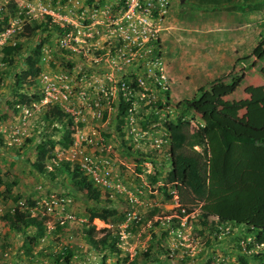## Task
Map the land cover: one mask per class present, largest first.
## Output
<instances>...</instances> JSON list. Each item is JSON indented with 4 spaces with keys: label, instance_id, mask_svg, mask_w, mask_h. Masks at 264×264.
Returning <instances> with one entry per match:
<instances>
[{
    "label": "rangeland",
    "instance_id": "374dc122",
    "mask_svg": "<svg viewBox=\"0 0 264 264\" xmlns=\"http://www.w3.org/2000/svg\"><path fill=\"white\" fill-rule=\"evenodd\" d=\"M148 1L151 6L145 10ZM168 1L160 9L158 0H138L142 9L125 18L128 0H0V20L8 16L0 40L23 43L12 67L3 63L0 47V178L16 183L11 192L18 197L17 202L0 198V216L17 208L44 226L32 245L30 240L38 237L35 229L15 233L0 221V264H64L55 259L67 253L72 254L68 264H261L252 256L264 250L250 253L255 237L248 229L214 216L200 220L201 204L178 202L194 217L188 240L173 253L159 217L178 210L171 194L174 185L167 183L165 123L182 117L194 133L216 119L211 111L192 110V99L202 86L211 94L208 84L227 76L239 59L234 66L235 79L241 76L238 87L223 98L231 120L219 124L229 129L233 119L254 115L264 105V46L260 57L252 56L260 43L263 13L200 11L186 0ZM142 18L146 25L139 23ZM33 21L45 31L20 38L23 22ZM134 28L146 30L147 37L138 39ZM30 56L40 71L22 77L17 88L15 75H23ZM159 75L165 76L164 88L156 83ZM20 94L30 103L15 105ZM121 104L128 105L123 113ZM54 109L62 118L52 122ZM131 128L146 137L134 138ZM158 136L167 141L160 148L153 142ZM48 141L55 143L54 149L45 153L40 161L44 169L38 171L36 147L43 144L48 150ZM85 155L109 162L116 180L129 191L145 190L138 195L136 219L127 220L131 208L126 197L102 192L94 203L73 186L69 174L61 173L64 163L70 171L78 170ZM94 206L116 214L106 223L89 221L88 210ZM92 227L88 237L86 230ZM108 234L106 246L89 242Z\"/></svg>",
    "mask_w": 264,
    "mask_h": 264
},
{
    "label": "trees",
    "instance_id": "16d2710c",
    "mask_svg": "<svg viewBox=\"0 0 264 264\" xmlns=\"http://www.w3.org/2000/svg\"><path fill=\"white\" fill-rule=\"evenodd\" d=\"M191 7L200 11L219 10H239L243 13H263L264 21V0H186ZM8 16L0 20V33L7 25ZM43 24L35 21L23 22L20 38L29 39L38 31H45ZM264 46V25L260 35V43L253 49L252 56L259 55L260 48ZM23 49V43L16 45L6 44L2 47V61L9 67L14 66V56ZM263 54V53H262ZM261 54V55H262ZM259 55V57L261 56ZM248 56L243 60H247ZM239 59L235 65L240 63ZM37 59L28 57L26 59L27 69L23 75H15L17 88L20 87L21 78L26 76H37L39 68H35ZM234 65V66H235ZM234 66L230 73L219 79H215L208 85L212 87V93H206V87L198 89V94L192 99L191 109L199 114H207L211 111L216 119H208L199 126L194 133L189 132L188 121L179 117L175 121L165 123L169 140L170 171L167 174V183L174 185L179 201L182 205L189 203L201 204L202 212L200 220H205L207 216L217 217L222 223H230L243 226L255 237V242L264 243V105L258 107L254 115L233 119L231 128L221 126L219 122L231 120L230 107L223 102V98L233 93L241 79L234 77ZM20 75V76H19ZM234 80V84L226 85V81ZM164 95L167 96L165 92ZM19 100H15V105L30 103L25 100V94H20ZM188 102H185L187 104ZM121 113L128 105L121 104ZM62 118L58 110L51 112L52 122ZM68 140V138H66ZM48 150L43 144L36 147L35 168L43 171L40 161L45 157L47 151L52 152L55 143L48 141ZM195 147L199 148L195 150ZM51 155L48 156V158ZM61 173L70 175L73 186L79 191H86L90 201L97 203L101 196V191L95 188L86 178L82 177L79 170L70 171L69 164L64 163L60 168ZM15 182L6 184L0 178L1 199H13L18 201V197H12V188ZM170 198L169 195H167ZM33 206L34 202H28ZM89 221L99 219L108 221L116 214L110 208H97L96 206L88 210ZM0 221H6L11 231L21 233L28 228L35 229L38 237L30 240L31 244L44 233L42 221L37 217H32L28 211H21L14 208L12 212H6L0 216ZM106 223V222H105ZM205 225L203 222H201ZM106 231V230H102ZM94 228L86 230L88 237L92 235ZM109 234L101 238L98 242H89L98 247L97 244L106 246ZM250 245H248V248ZM148 257V254H145ZM254 259L264 264V252L252 256ZM72 259V254L67 253L64 257L58 255L55 261L60 260L68 264ZM240 262L243 263L242 258Z\"/></svg>",
    "mask_w": 264,
    "mask_h": 264
},
{
    "label": "built area",
    "instance_id": "2783aa9c",
    "mask_svg": "<svg viewBox=\"0 0 264 264\" xmlns=\"http://www.w3.org/2000/svg\"><path fill=\"white\" fill-rule=\"evenodd\" d=\"M168 2V0H158L159 8L162 9V7L164 5H167ZM149 6H151V3L148 1V3L145 4L144 9H148ZM141 9L142 7L139 4L138 0H128V9L124 13V17H134V11ZM139 23L144 25L147 24L145 18L139 19ZM134 32L139 35L138 39L146 38L148 35V32H146V30L141 32L139 30L136 31V28H134ZM136 40L137 39L133 40V42H138ZM5 45V42L0 40V47H3ZM155 79L157 85L162 86V88H164L163 85L166 83L165 76L159 75ZM127 111L130 112L131 109L129 108ZM132 122L133 121L130 122V125L132 124ZM128 133L132 134L134 138H145L147 135V133L144 131L141 132L139 135V133H137L134 128H131ZM164 136H168L167 132L166 134H164ZM153 142L156 148H160L167 141L163 140L162 136H158L157 138L153 139ZM78 170L88 181L93 184L95 188H98L101 192L107 194L110 198L114 197V195H121L126 197V201L128 202L131 208L127 213V220L130 221L136 219L135 207L141 205L140 198L138 197V195H142V192H145V190L136 189V192L129 191L124 186V184L120 182V180H116V177L113 175L112 170L110 168L109 162L101 158H96L88 155L82 156L78 160ZM171 194L173 196L174 201L176 202L175 205L177 206L178 210H176V212H173L172 214L170 213L169 215L163 218L159 217V221L161 227H163L162 232L165 234V238L171 242L169 250L173 253V251L178 249V247H183V242L188 240L185 235L191 230L192 223L189 219H192L191 217H194V214H192L191 211L185 210L184 208H181L178 205V202L180 204V201L176 189H174ZM47 208L50 209L49 207ZM174 209L175 208L173 207L172 211H174ZM170 210L171 209H169L168 211ZM188 220L190 221V224H187ZM240 245L244 249L246 248L243 240L240 241ZM260 249L264 250V243L254 242L252 248L250 249V253L255 252L257 254Z\"/></svg>",
    "mask_w": 264,
    "mask_h": 264
},
{
    "label": "water",
    "instance_id": "95a60500",
    "mask_svg": "<svg viewBox=\"0 0 264 264\" xmlns=\"http://www.w3.org/2000/svg\"><path fill=\"white\" fill-rule=\"evenodd\" d=\"M192 105V104H191Z\"/></svg>",
    "mask_w": 264,
    "mask_h": 264
}]
</instances>
